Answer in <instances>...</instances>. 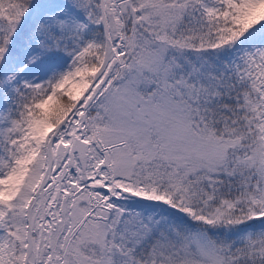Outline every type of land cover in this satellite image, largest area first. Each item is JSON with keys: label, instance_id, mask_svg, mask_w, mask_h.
<instances>
[{"label": "snow or ice", "instance_id": "1", "mask_svg": "<svg viewBox=\"0 0 264 264\" xmlns=\"http://www.w3.org/2000/svg\"><path fill=\"white\" fill-rule=\"evenodd\" d=\"M0 264H264V0H0Z\"/></svg>", "mask_w": 264, "mask_h": 264}]
</instances>
